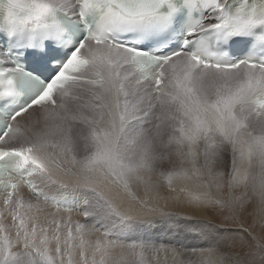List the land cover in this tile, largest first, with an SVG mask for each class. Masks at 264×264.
Wrapping results in <instances>:
<instances>
[{
    "label": "snow or ice",
    "instance_id": "obj_1",
    "mask_svg": "<svg viewBox=\"0 0 264 264\" xmlns=\"http://www.w3.org/2000/svg\"><path fill=\"white\" fill-rule=\"evenodd\" d=\"M0 264H264V0H0Z\"/></svg>",
    "mask_w": 264,
    "mask_h": 264
},
{
    "label": "rangeland",
    "instance_id": "obj_2",
    "mask_svg": "<svg viewBox=\"0 0 264 264\" xmlns=\"http://www.w3.org/2000/svg\"><path fill=\"white\" fill-rule=\"evenodd\" d=\"M171 210H174V211H183L184 209H180V208L172 207ZM198 214H199V213H198ZM204 215H205V214H204ZM208 216H210V217H207V215H205V217L208 218V219H212V218H213V215H212L210 212H208ZM153 235L161 236V237H162L163 239H165V241H166V237H165L164 234H163L161 231H159V230H154V231H153Z\"/></svg>",
    "mask_w": 264,
    "mask_h": 264
},
{
    "label": "bare ground",
    "instance_id": "obj_3",
    "mask_svg": "<svg viewBox=\"0 0 264 264\" xmlns=\"http://www.w3.org/2000/svg\"><path fill=\"white\" fill-rule=\"evenodd\" d=\"M172 207H175V206H172ZM175 208H177V207H175ZM204 214L207 215V217H210V216H208V212H206V213H204ZM204 214H203V215H204ZM205 215H204V216H205Z\"/></svg>",
    "mask_w": 264,
    "mask_h": 264
}]
</instances>
